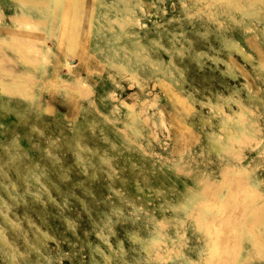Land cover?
<instances>
[{
	"label": "rangeland",
	"instance_id": "374dc122",
	"mask_svg": "<svg viewBox=\"0 0 264 264\" xmlns=\"http://www.w3.org/2000/svg\"><path fill=\"white\" fill-rule=\"evenodd\" d=\"M6 1L0 264H264V0Z\"/></svg>",
	"mask_w": 264,
	"mask_h": 264
},
{
	"label": "crops",
	"instance_id": "0c3cea01",
	"mask_svg": "<svg viewBox=\"0 0 264 264\" xmlns=\"http://www.w3.org/2000/svg\"><path fill=\"white\" fill-rule=\"evenodd\" d=\"M4 4H6L7 6H8V3H7V1L6 0H0V66H2L3 64H5L6 62H7V53H9V51L8 50H6V49H3V46H1V45H5V46H7L6 48L8 49V47L10 48V52L11 53H13L14 54V52L16 53V54H18V55H20L17 51H16V49L13 47V45H12V43H14L13 41L14 40H10L9 38H8V32H10V31H13V29H17V28H19V27H17L18 26V24L19 25H22L23 27H25V22L26 21H28V20H26L24 17H22V19H18V18H20L21 16L20 15H15V12L14 13H12V12H10V10H8L7 8H3V6L2 5H4ZM32 19V18H31ZM30 19V20H31ZM35 19H33L32 21H34ZM35 23H38V22H36V21H34ZM39 24V23H38ZM26 32H27V30H26ZM17 40H21V39H17ZM26 41H32V39H30V38H26L25 39ZM24 40V41H25ZM23 41V40H22ZM23 41V42H24ZM8 43H11V44H8ZM25 44V43H24ZM17 45V44H16ZM26 45V48L27 47H29L28 45H31L32 47L28 50V49H25L24 47H22V45H17L18 46V49L19 48H21V49H23L24 51V57H29V55H27L26 54V51L28 52V51H35V50H37V52H38V49L35 47V45H33V44H25ZM15 50H14V49ZM12 49V50H11ZM34 49V50H33ZM40 51V50H39ZM3 54V55H2ZM38 54V53H37ZM42 55H43V53H41ZM6 55V56H5ZM17 55V56H18ZM41 55V56H42ZM24 57H22V56H18L17 58L19 59V60H22L24 63H26V64H33V63H31L30 62V58L31 57H29L28 58V60H26ZM26 60V61H24V60ZM14 62V61H13ZM6 71H9V72H11V74L13 75V70H6ZM18 74H17V77H21L22 79H24V76L26 75V74H28V72L26 73L25 71H18L17 72ZM25 79H27V78H25Z\"/></svg>",
	"mask_w": 264,
	"mask_h": 264
},
{
	"label": "bare ground",
	"instance_id": "6f19581e",
	"mask_svg": "<svg viewBox=\"0 0 264 264\" xmlns=\"http://www.w3.org/2000/svg\"><path fill=\"white\" fill-rule=\"evenodd\" d=\"M72 64H73V63H72ZM236 177H237V176H236ZM236 177H235V178H236ZM229 180H231V179H229ZM232 180H233V179H232ZM234 181H236V179H234ZM238 181H240V180H238ZM225 184H226V183H225ZM231 184H232V183H231ZM237 184H239V183H237ZM226 185H229V184H226ZM233 185H234V184H233ZM239 186H240V185H239ZM216 188H217V187H216ZM240 188H241V187H240ZM231 189H234V188H231ZM231 189H230V190H231ZM248 189H249V188H248ZM236 191H238V190H236ZM236 191H235V192H236ZM240 191H241V190H240ZM250 191H251V190H250ZM253 191H254V190H253ZM230 192H231V191H230ZM230 192H229V193H230ZM238 193H239V192H237L236 194H238ZM249 193H250V192H249ZM212 195H213V194H212ZM229 195H230V194H229ZM238 195H239V194H238ZM243 195H244V194H243ZM233 196H235V195H233ZM240 196H241V195H240ZM256 196H257V195H256ZM227 197H228V196H227ZM225 198H226V196H225ZM238 198H239V196H238ZM240 198H243V197H240ZM240 198H239V199H240ZM226 199H227V198H226ZM236 199H237V198H236ZM239 199H238V200H239ZM252 200H253V199H252ZM239 201H240V200H239ZM247 201H248V200H247ZM242 202H243V201H242ZM245 202H246V199H245ZM215 203H216V202H215ZM243 203H244V202H243ZM217 204H218V203H217ZM246 205H247V204H246ZM220 206H221V205H220ZM224 207H225V206H224ZM238 207H239V206H238ZM214 208H215V207H214ZM245 208H246V207H245ZM236 209H237V208H236ZM242 210H243V209H242ZM215 211H216V210H215ZM223 211H224V210H223ZM212 212H213V211H212ZM241 212H242V211H241ZM253 212H254V211H253ZM210 213H211V212H210ZM256 214H257V213H256ZM258 214H259V213H258ZM200 215H201V214H200ZM214 215H215V214H214ZM224 217H225V216H224ZM228 217H229V216H228V214H227L226 219H227ZM231 217H232V216H231ZM242 218H243V217H242ZM224 219H225V218H224ZM240 219H241V218H240ZM231 220H232V219H231ZM243 220H244V219H243ZM223 221H224V220H223ZM237 221H238V220H237ZM252 221H253V220H252ZM227 222H228V221H227ZM243 223H244V222H243ZM208 224H209V223H208ZM215 224H216V223H215ZM217 224H218V223H217ZM222 224H223V222H222ZM231 224H232V223H231ZM224 225H225V224H224ZM228 225H229V224H228ZM245 225H246V224H245ZM203 227H204V224H203ZM217 227H218V226H217ZM220 227H221V226H220ZM222 228H223V227H222ZM230 228H231V227H230ZM227 229H228V228H227ZM204 231H205V230H204ZM210 231H211V230H210ZM216 232H217V231H216ZM228 232H229V231H228ZM233 232H234V231H233ZM210 233H211V232H210ZM212 233H213V231H212ZM220 233H221V232H220ZM213 234H214V233H213ZM210 235H211V234H210ZM217 235H218V234H217ZM217 235H216V236H217ZM213 238H214V236H213ZM222 238H223V237H222ZM225 238H226V237H225ZM235 239H236V238H235ZM226 240H229V239H226ZM232 240H233V239H232ZM216 242H217V241H216ZM216 242H215V243H216ZM226 244H227V242H226ZM228 244H229V243H228ZM233 246H234V245H233ZM215 247H216V246H215ZM224 247H225V246H224ZM220 248H221V247H220ZM231 249H232V248H231ZM219 252H220V251H219ZM233 252H234V251H233ZM224 254H225V253H224ZM230 254H231V253H230ZM233 255H235V254H233ZM226 258H227V257H226ZM232 258H233V257H232ZM232 258H231V259H232ZM221 264H222V263H221Z\"/></svg>",
	"mask_w": 264,
	"mask_h": 264
}]
</instances>
